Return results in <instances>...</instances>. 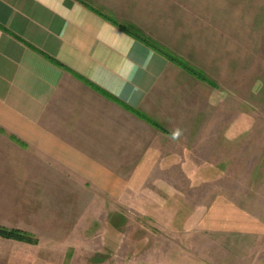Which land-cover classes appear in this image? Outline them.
Segmentation results:
<instances>
[{"label": "crops", "instance_id": "crops-1", "mask_svg": "<svg viewBox=\"0 0 264 264\" xmlns=\"http://www.w3.org/2000/svg\"><path fill=\"white\" fill-rule=\"evenodd\" d=\"M183 1L0 0V227L38 240L0 236V264H74L72 245L46 242L72 233L50 235L33 203L80 186L125 193L127 178L157 166L160 143L194 130L201 108L214 106V86L153 47L184 60L175 40L189 30ZM203 223L219 249L248 260L264 241L262 220L232 203L213 205ZM126 240L119 234L106 249L109 260L125 254Z\"/></svg>", "mask_w": 264, "mask_h": 264}, {"label": "rangeland", "instance_id": "rangeland-1", "mask_svg": "<svg viewBox=\"0 0 264 264\" xmlns=\"http://www.w3.org/2000/svg\"><path fill=\"white\" fill-rule=\"evenodd\" d=\"M184 4L189 30L175 40L184 61L214 82V106L201 108L194 130L160 143L157 166L149 176L127 178L125 193L80 186L78 193L56 194L59 201L33 203L47 232L72 233L74 240L46 242L73 246L67 259L74 264H121L124 258L126 264L149 258L158 264H264V241L248 260L219 249L203 223L213 205L225 203L264 223V0ZM119 234L127 236L126 252L114 262L106 249L118 247Z\"/></svg>", "mask_w": 264, "mask_h": 264}, {"label": "trees", "instance_id": "trees-1", "mask_svg": "<svg viewBox=\"0 0 264 264\" xmlns=\"http://www.w3.org/2000/svg\"><path fill=\"white\" fill-rule=\"evenodd\" d=\"M143 40L146 41L145 39H143ZM146 42L149 43L148 41H146ZM150 45H152V44H150ZM153 47H155L157 50H159L170 61H172L175 64H177L178 66L182 67L183 69L188 71L193 76H195L198 79L205 81V82H207L210 85L215 87L214 82L211 81L209 78H207L202 70L197 69V68L189 65L182 58H180V57H178V56H176V55H174V54H172V53H170L164 49L158 48L156 46H153ZM0 236L6 237V238H11V239H16L19 241L28 242V243H32V244H35L38 242L37 238H35L31 233L23 231V230L15 229V228L8 229V228L0 227Z\"/></svg>", "mask_w": 264, "mask_h": 264}, {"label": "clouds", "instance_id": "clouds-1", "mask_svg": "<svg viewBox=\"0 0 264 264\" xmlns=\"http://www.w3.org/2000/svg\"><path fill=\"white\" fill-rule=\"evenodd\" d=\"M180 135V132H179V130H177L175 133H174V138L175 137H178Z\"/></svg>", "mask_w": 264, "mask_h": 264}]
</instances>
